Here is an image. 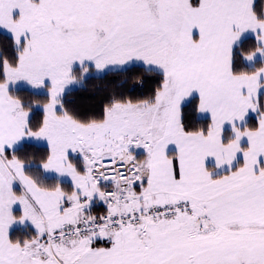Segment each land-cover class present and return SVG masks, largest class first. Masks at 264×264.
Segmentation results:
<instances>
[{"label":"snow or ice","instance_id":"snow-or-ice-1","mask_svg":"<svg viewBox=\"0 0 264 264\" xmlns=\"http://www.w3.org/2000/svg\"><path fill=\"white\" fill-rule=\"evenodd\" d=\"M0 264H264V0H0Z\"/></svg>","mask_w":264,"mask_h":264},{"label":"trees","instance_id":"trees-1","mask_svg":"<svg viewBox=\"0 0 264 264\" xmlns=\"http://www.w3.org/2000/svg\"><path fill=\"white\" fill-rule=\"evenodd\" d=\"M119 79L114 75H109L106 79H89L86 83V90L81 89L71 93L68 99L75 100L85 109L98 110L100 98L105 94L100 91L110 84V82ZM137 95L139 93H136Z\"/></svg>","mask_w":264,"mask_h":264},{"label":"rangeland","instance_id":"rangeland-1","mask_svg":"<svg viewBox=\"0 0 264 264\" xmlns=\"http://www.w3.org/2000/svg\"><path fill=\"white\" fill-rule=\"evenodd\" d=\"M69 98V97H68Z\"/></svg>","mask_w":264,"mask_h":264}]
</instances>
